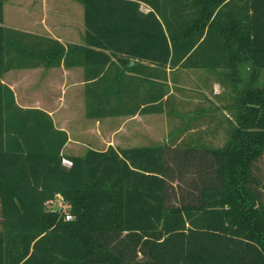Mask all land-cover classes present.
<instances>
[{"label": "trees", "instance_id": "trees-1", "mask_svg": "<svg viewBox=\"0 0 264 264\" xmlns=\"http://www.w3.org/2000/svg\"><path fill=\"white\" fill-rule=\"evenodd\" d=\"M3 1L0 264H264V0H78L80 45L2 25ZM59 65L82 67L91 119L160 112L171 74L208 72L234 125L219 146H108L65 166V132L2 82Z\"/></svg>", "mask_w": 264, "mask_h": 264}, {"label": "crops", "instance_id": "crops-1", "mask_svg": "<svg viewBox=\"0 0 264 264\" xmlns=\"http://www.w3.org/2000/svg\"><path fill=\"white\" fill-rule=\"evenodd\" d=\"M4 4L5 0L2 4V25L6 27L47 36L62 44L83 43V8L78 0H12L9 23L6 25ZM139 8L143 11L147 9L142 4ZM82 74L80 66L59 65L50 68L11 69L2 76V82L11 89L18 106L44 110L51 117L54 127L65 132L66 141L61 148L62 159L80 156L86 149L102 151L108 146H161L170 154L187 146H212L205 142L201 132H195L196 125L209 116L210 113H207L211 109L217 108L214 107L217 104L208 95L200 93L202 90L196 91L199 92L196 95L200 103L191 111L180 113L172 106L171 93L176 85L169 82V102L160 112H135L91 119L84 116ZM218 86L224 89L219 83ZM52 87L59 91L54 109L50 108L49 92ZM211 94L213 98L226 99L225 95L219 96L214 91ZM226 107L227 105L223 109ZM164 113L177 116L179 124L162 134L161 122L158 125L154 122V127H151L147 119ZM167 123L170 125L171 122ZM57 198L60 199L59 196Z\"/></svg>", "mask_w": 264, "mask_h": 264}, {"label": "rangeland", "instance_id": "rangeland-1", "mask_svg": "<svg viewBox=\"0 0 264 264\" xmlns=\"http://www.w3.org/2000/svg\"><path fill=\"white\" fill-rule=\"evenodd\" d=\"M12 0H5L4 8V17H5V25L9 23L10 14V4ZM248 74V71L244 68H240V76L245 77ZM171 79H173L175 88H172V106L178 110L180 113L183 111H188L193 109L198 102V97L196 95L197 90H202L200 93H204V95H208L217 105L215 109H211L209 116L202 122L196 125L195 132L199 131L203 134V139L207 144L212 146H219L224 142L225 137L227 136V132L231 126L234 125L233 112L229 107L230 99L228 88L222 89L218 86L215 76L208 72H203L201 70H180L170 75ZM255 83L260 85L264 84V69L260 70L259 75L255 79ZM229 87V86H228ZM212 91H214L217 95H225L226 99L213 98ZM59 96V91L57 88L52 87L49 92L51 109L56 107L55 101ZM218 100V101H216ZM170 104V105H171ZM227 105L225 109L224 106ZM206 113V112H205ZM154 122H161V131L162 134L168 133L169 128L172 126H178L179 121L177 116L168 115L164 113L163 115H157L155 118L147 119V123L150 124L151 127H154ZM167 122H171L168 125ZM56 196L53 200L48 202V207L51 209L63 208L64 204L61 202V199Z\"/></svg>", "mask_w": 264, "mask_h": 264}, {"label": "built area", "instance_id": "built-area-1", "mask_svg": "<svg viewBox=\"0 0 264 264\" xmlns=\"http://www.w3.org/2000/svg\"><path fill=\"white\" fill-rule=\"evenodd\" d=\"M61 162H62V164H65V165H69L70 164V162L67 159L66 160L65 159H62ZM63 218L65 220H69L71 218V216L66 213V214H64Z\"/></svg>", "mask_w": 264, "mask_h": 264}]
</instances>
